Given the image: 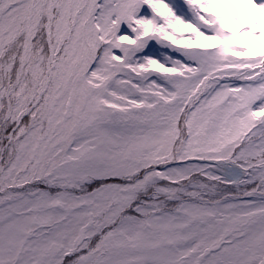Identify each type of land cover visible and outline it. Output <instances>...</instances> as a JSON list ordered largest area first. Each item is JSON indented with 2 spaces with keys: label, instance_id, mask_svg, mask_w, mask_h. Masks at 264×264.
Listing matches in <instances>:
<instances>
[{
  "label": "snow or ice",
  "instance_id": "6c2138e0",
  "mask_svg": "<svg viewBox=\"0 0 264 264\" xmlns=\"http://www.w3.org/2000/svg\"><path fill=\"white\" fill-rule=\"evenodd\" d=\"M0 264H264V0H0Z\"/></svg>",
  "mask_w": 264,
  "mask_h": 264
}]
</instances>
